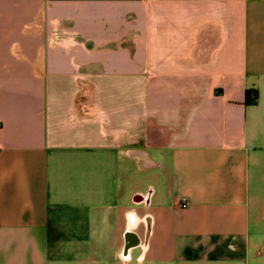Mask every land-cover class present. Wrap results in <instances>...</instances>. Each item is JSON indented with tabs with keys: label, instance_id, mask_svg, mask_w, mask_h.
Segmentation results:
<instances>
[{
	"label": "crops",
	"instance_id": "crops-1",
	"mask_svg": "<svg viewBox=\"0 0 264 264\" xmlns=\"http://www.w3.org/2000/svg\"><path fill=\"white\" fill-rule=\"evenodd\" d=\"M0 264H264V0H0Z\"/></svg>",
	"mask_w": 264,
	"mask_h": 264
},
{
	"label": "trees",
	"instance_id": "trees-1",
	"mask_svg": "<svg viewBox=\"0 0 264 264\" xmlns=\"http://www.w3.org/2000/svg\"><path fill=\"white\" fill-rule=\"evenodd\" d=\"M259 93L256 89L247 90L245 93V104L246 105H256L258 103ZM139 198V196H138Z\"/></svg>",
	"mask_w": 264,
	"mask_h": 264
}]
</instances>
